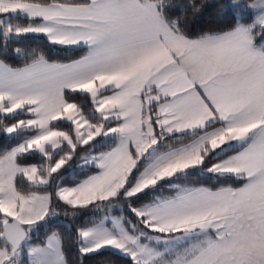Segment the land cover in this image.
Masks as SVG:
<instances>
[{
    "label": "snow or ice",
    "instance_id": "1",
    "mask_svg": "<svg viewBox=\"0 0 264 264\" xmlns=\"http://www.w3.org/2000/svg\"><path fill=\"white\" fill-rule=\"evenodd\" d=\"M203 6L187 5L193 14ZM177 7L0 0L5 54L29 34L88 50L68 64L37 53L21 68L0 59V130L16 141L0 152V264H70L59 233L31 243L57 218L54 200L73 215L103 210L76 230L81 259L108 252L129 264H264V0H229L233 24L198 35ZM66 93L83 94L92 109ZM35 156L39 165L26 162ZM74 158L98 171L66 185ZM208 174L242 183L178 182ZM25 181L36 190L22 191ZM165 186L176 194L155 195ZM114 208L135 220L109 215Z\"/></svg>",
    "mask_w": 264,
    "mask_h": 264
},
{
    "label": "trees",
    "instance_id": "2",
    "mask_svg": "<svg viewBox=\"0 0 264 264\" xmlns=\"http://www.w3.org/2000/svg\"><path fill=\"white\" fill-rule=\"evenodd\" d=\"M190 2L191 0H173V3L179 6L173 10V14L179 15L181 12L186 13L187 31L190 35H198L204 32L224 30L230 27L234 22L232 11L227 7L229 0H204V6L195 14H193L192 10L187 7ZM197 2H199V0H197ZM16 23L27 24L29 21L21 19L16 21ZM17 48L22 50L21 55L16 54L15 49ZM33 53L43 54L50 62L66 64L81 59L86 55L87 51L85 48L74 49L54 46L42 37L28 36L20 38V42H9L7 45V53L5 54L3 43L0 42V59L4 60L5 63L13 68H21L24 67L26 63H30ZM25 56H27L28 59H25ZM66 95H70L77 102L85 103L87 111L92 109L90 100H86L83 94L66 93ZM21 118H26V116H22ZM10 122L11 121H9L7 118L4 119L5 124ZM114 125L115 124H113V126ZM61 127L63 130H67L66 125H61ZM183 142L186 143L188 141ZM171 143L178 144L179 142L171 141ZM15 144V140H10L3 134V131L0 130V152L8 150L10 147H14ZM110 145L111 142H109L108 146ZM108 146L97 148L96 153L99 154L100 151L107 150ZM83 147L87 148V146ZM77 151H79L82 156L87 154L80 149ZM78 161L79 159L76 158H74L73 161H70L71 165L68 168L69 171L67 173V179L64 181L66 185H72L74 180L80 181L86 178L88 175L94 174L96 171H98V169L94 168L93 166H87L84 169L77 170L76 165ZM26 162L39 165L41 163V158L39 156L29 157ZM71 171H73L72 175L69 174ZM178 182L181 184V186H204L210 188H218L225 184H231L233 187H238L242 183L241 181L237 180L225 181L223 178L217 179L214 176L206 175L192 176L186 181ZM18 187H20L22 191L36 190L31 188L26 181L23 183H18ZM175 191V188H169L165 186L160 188V190L156 192L155 195L169 197L174 195ZM151 199L152 194L150 193L148 196L144 197L140 203H148L151 201ZM54 204L56 205L55 210H65L67 212L72 211L61 202L54 201ZM79 213V216H77L73 222L65 221L66 223H64L55 219L54 222L50 223L47 230L42 229L39 231L38 235L33 236L31 243L34 245L43 244L49 235H51L53 232H56L59 233L63 239L65 255L70 261V264H129L127 259L118 255H112L108 252H104L103 254L88 255L81 259L77 250L76 230L80 227L89 226L90 222L92 221H98L99 217L104 213L103 210H101L99 213L93 211V207L91 205L86 209L79 210ZM110 214L114 216L123 215L135 220V218L126 209L123 211L117 210L115 208L110 209L109 215Z\"/></svg>",
    "mask_w": 264,
    "mask_h": 264
},
{
    "label": "rangeland",
    "instance_id": "3",
    "mask_svg": "<svg viewBox=\"0 0 264 264\" xmlns=\"http://www.w3.org/2000/svg\"><path fill=\"white\" fill-rule=\"evenodd\" d=\"M25 37V36H24ZM22 38V37H21ZM26 118H28V117H26ZM25 118V119H26ZM4 134V133H3ZM97 139H100L99 137L97 138ZM96 154H98V153H96ZM86 155V154H85ZM71 165V163L69 162V165H66V168H69V166ZM77 165H83V162L81 161V160H79L78 162H77ZM77 165H76V169L77 170H81V169H84V168H86L87 166H92L91 164H87V165H83L82 166V168H77ZM63 171V170H62ZM70 175H72L73 174V171H71V173H69ZM208 175H210V174H208ZM208 175H206V176H208ZM55 201V200H54ZM61 203H63V202H61ZM56 212H57V218H56V220H59L60 222H64V223H66L65 221H70V222H73L74 221V219L77 217V216H79V212H78V214L77 215H73L72 214V211H65V210H55ZM93 211H95V209H93ZM67 213V214H66ZM111 215V214H110ZM111 216H114V215H111ZM41 223H43V222H41ZM68 224V223H67ZM40 231V230H39ZM39 231L35 234V235H33V236H36V235H38V233H39ZM50 236V235H49ZM48 236V237H49ZM47 237V238H48ZM47 238L45 239V241L44 242H46L47 241ZM147 242V241H146ZM37 245H42V244H33V246H37ZM90 255H95V254H90Z\"/></svg>",
    "mask_w": 264,
    "mask_h": 264
},
{
    "label": "crops",
    "instance_id": "4",
    "mask_svg": "<svg viewBox=\"0 0 264 264\" xmlns=\"http://www.w3.org/2000/svg\"><path fill=\"white\" fill-rule=\"evenodd\" d=\"M28 36L42 37V38L46 39L42 34H29V35H27V36H25V37H28ZM46 40H47V39H46ZM47 41H48V40H47ZM48 42H49V41H48ZM52 45H53V44H52ZM54 46L68 47V48H74V49H77V48H85L86 51H88L86 46H62V45H54ZM86 55H87V53H86ZM66 64H68V63H66ZM114 126H115V125H114ZM233 154H234V153H233ZM208 176H214V177H216L215 174H210V175H208ZM189 187H192V186H189ZM175 194H176V191H175L174 195H175ZM174 195H172V196H174ZM169 197H171V196H169ZM165 198H167V197H165ZM109 227H111V224H109Z\"/></svg>",
    "mask_w": 264,
    "mask_h": 264
}]
</instances>
